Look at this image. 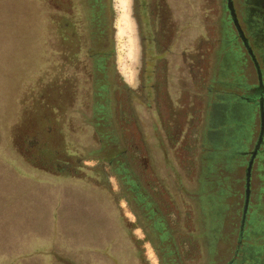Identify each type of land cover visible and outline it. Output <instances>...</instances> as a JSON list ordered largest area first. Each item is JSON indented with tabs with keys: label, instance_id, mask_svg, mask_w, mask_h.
<instances>
[{
	"label": "rangeland",
	"instance_id": "1",
	"mask_svg": "<svg viewBox=\"0 0 264 264\" xmlns=\"http://www.w3.org/2000/svg\"><path fill=\"white\" fill-rule=\"evenodd\" d=\"M22 1L25 12L16 21L19 33L16 30L14 56V1L0 0V264H225L227 258H223L225 247L222 239L219 238L214 246H208V238L202 242L198 237L187 250L181 247L180 241L191 231L196 236L203 234L206 238L210 228L216 230V225L221 227V236L230 233L228 220L222 222V213L225 216L232 207L234 217L230 220L235 225L231 231L238 229L247 158L240 157L232 162L226 174L227 181L222 187L225 195L219 201L220 218L208 216L210 206L206 195L211 192L210 187L203 186V199L199 198V204L203 206V220L197 222L195 229L185 216V200L181 194L175 196L181 208L180 223L175 227L169 223L173 239L167 244L168 251L160 248L156 251L145 240L148 232L146 225L142 222L139 227L126 202L118 200L119 190L114 178L108 177L106 181L104 177L101 188L97 186V180L89 178L91 169L72 171L71 176H58L54 167L38 156L39 145H45L52 151L60 152L58 159L68 161L75 167L81 164L79 158L66 157L61 150L64 151L68 145L70 152L81 151V148H93V142L90 134L80 129L61 144V138L54 130L46 134L35 125L33 115L27 108L29 94L37 81H50L54 71L61 67V54H58L61 44L53 36L51 28L43 22L47 15L45 12L37 14L41 22L34 29L37 41L33 42L32 49L29 0ZM211 1L210 9L212 6L214 9H211L213 17L206 19L209 23L216 15L217 0ZM158 4L161 11L157 10ZM204 6H207L205 0H158V3L157 0H114L118 73L131 87L143 83L148 84L147 89L153 86L152 92L147 90L143 93V103L146 105H135L143 137L153 145L152 165L158 175L165 164L180 165L179 158L183 156L184 159L187 154L183 148L185 143L171 150L166 149V128L180 143L184 139L193 140L192 136L205 143L207 138L204 132L215 125L209 120L210 111L204 109V96L213 70L211 53L215 38L213 26L203 25ZM158 11L162 22L156 21L155 27L153 21L157 20ZM168 21L170 24H167ZM147 24L152 27L148 29ZM195 25L203 29L202 72L183 66L178 56L185 44L187 47L195 45L198 39ZM150 28L161 53L156 61L154 76L146 83L145 75L141 73V61L151 57ZM164 50L169 52L163 55ZM248 72L252 76L251 68ZM194 94L198 95L195 99ZM201 94L203 99L199 98ZM251 130L253 138L243 145L246 151L253 146L258 131L256 118ZM34 134H39L38 138ZM69 145L73 146V151ZM85 165L91 168L95 162ZM256 170L251 178L249 206L243 222L244 230L249 233L253 231L254 235L257 221L262 217L264 219V194L260 192L264 188V181L259 180ZM138 178L145 186V176L140 173ZM181 181L185 184L180 187L182 193L194 190L189 175L183 173ZM190 216L192 218V214ZM94 217L103 221L100 223L103 230L98 240H94L86 229ZM107 218L111 220L110 234L104 224ZM165 237L167 241L168 235ZM235 237L234 232L231 237L233 244ZM256 238L253 241L264 246V234Z\"/></svg>",
	"mask_w": 264,
	"mask_h": 264
},
{
	"label": "trees",
	"instance_id": "2",
	"mask_svg": "<svg viewBox=\"0 0 264 264\" xmlns=\"http://www.w3.org/2000/svg\"><path fill=\"white\" fill-rule=\"evenodd\" d=\"M12 1H14L13 17L15 19L12 21L15 56L16 30L19 33L16 21L23 16L25 6L22 0ZM28 6L30 8L28 11L32 15L31 46L37 41L34 38V29L41 22L37 14L41 15L45 12L47 15L43 22L51 28L53 36L61 44L58 54H61L62 68L54 71L50 81L45 82L43 79L37 81L29 94L27 108L33 115L35 125L46 134L55 131L56 135L61 138V144L77 134V130L80 129H85L93 142V148H81V151L70 152L67 145L64 151L61 150L66 157L79 158L81 164L75 167L68 161L63 162L58 159L60 152L52 151L45 145L42 147L39 145L38 156L46 159V162L54 167L58 176H71L72 171L81 172L91 169L92 173L89 178L97 180L99 184L97 186L101 188L104 177L106 181L108 177L114 178L119 190L118 200L126 202L139 227L142 222L146 225L148 232L145 240L155 247L156 251L159 248L168 251L167 244L173 239L170 235L169 223L172 226L180 223L181 208L175 201L176 195L181 194L185 200L186 205L183 207L186 212L185 216L191 221V227L195 229L197 222L200 223L203 220V206L199 204V198L203 199V186L210 187L211 192L206 195V201L210 206L208 216L220 218L219 201L225 195L222 187L227 181L226 174L229 173L232 162L240 157L245 158V156L233 154L231 146L223 153L212 156L214 148L210 143L200 142L195 139L196 136H192L193 140L184 139L180 143V140H175L166 128V149L171 150L185 143L183 148L187 154L184 159L183 156L179 158L180 165L174 166L170 163L167 166L165 164V168H160L159 175L155 174L151 155L153 145L143 137L135 105L136 103L146 105L143 103V93L147 90L152 92L153 86L147 89L148 84L143 83L139 84L140 86L137 85L138 87H131L118 73L114 0H29ZM195 27L197 28L196 25ZM151 31L153 32L152 28ZM197 31L198 39L195 40V45L187 47L185 44L178 56L183 66L202 72V27L199 26ZM152 32H150L151 57L141 61V73L145 75L146 83L153 78L156 61L160 59L161 53L157 41L152 40ZM168 52L164 50L163 55ZM190 55L193 56L190 57ZM205 86L207 87V84ZM33 136L38 138L39 134ZM25 142H28L27 139ZM71 147L73 151V146ZM248 161L245 162V169ZM89 162H95V166L91 168L86 166L85 163ZM140 173L147 180L145 186H142L139 181ZM183 173L189 175L192 186H197L191 190L192 192H181ZM252 174L253 172H251V177ZM260 180L264 181V173L260 176ZM260 192L264 194V188H261ZM243 207L237 230L231 231V227L235 225L230 220L234 217L232 207L225 213V216L224 212L222 213V222L226 223L228 220L230 233L221 236L219 225H216L215 231L210 228L206 238L203 234L196 236L191 231L180 241L181 247L187 250L198 237H201L202 242L208 238V246L209 244L214 246L220 238L225 247L223 257L227 258L225 264H239L243 259L247 264L253 262L264 264V246L257 245V242L253 241L256 237L263 236L264 219L262 217L257 221L255 235L253 231L246 232L242 224ZM234 232L236 237L233 244L231 237ZM166 235H168L167 241L165 240ZM164 244L165 247L162 246ZM237 255L238 258H236ZM252 258H256V261Z\"/></svg>",
	"mask_w": 264,
	"mask_h": 264
},
{
	"label": "flooded vegetation",
	"instance_id": "3",
	"mask_svg": "<svg viewBox=\"0 0 264 264\" xmlns=\"http://www.w3.org/2000/svg\"><path fill=\"white\" fill-rule=\"evenodd\" d=\"M215 2L216 15L211 23L206 19L213 17L211 14L213 6L210 9L213 1L205 0L207 6L203 8V25H212L215 33L214 48L211 53L213 70L209 88L206 89L204 96V109L210 111L209 120L215 125L209 127L204 135L207 138L206 142L214 148L212 156L223 153L231 146L233 154L243 155L247 161L259 142L252 172L257 166L256 172L260 180V176L264 173V128L261 132V113L264 116V0H232L243 37L230 20L226 0ZM160 20L162 22L161 16ZM169 22L165 23L170 24ZM149 27L150 25L147 24L148 29ZM154 39L155 34L152 36V40ZM205 39L208 43L207 36ZM249 68L252 69V76L248 72ZM197 97L198 95L194 94V99ZM199 98L203 99V94ZM254 118L258 120V131L253 146L246 151L243 150V145L253 138L251 124ZM95 217L89 221L86 229L94 240H98L103 230L100 223L103 221L99 220L102 218ZM244 220L245 217L242 215V224ZM104 224L107 226V233L110 234L111 220L107 218ZM238 257L237 255L236 258ZM253 261H256V258ZM239 264L247 263L243 259Z\"/></svg>",
	"mask_w": 264,
	"mask_h": 264
},
{
	"label": "water",
	"instance_id": "4",
	"mask_svg": "<svg viewBox=\"0 0 264 264\" xmlns=\"http://www.w3.org/2000/svg\"><path fill=\"white\" fill-rule=\"evenodd\" d=\"M226 8L229 12L231 22L237 28L241 37H243V34L237 22V18L235 16V11L233 8L232 0H226ZM263 124H264V116H263V113H261V132L263 131V128H264ZM258 148H259V142H257L255 149L252 151L249 161L247 163L246 169H245V197H244L243 217H245L248 203H249L251 172H252V168L254 165L255 157L257 155Z\"/></svg>",
	"mask_w": 264,
	"mask_h": 264
},
{
	"label": "crops",
	"instance_id": "5",
	"mask_svg": "<svg viewBox=\"0 0 264 264\" xmlns=\"http://www.w3.org/2000/svg\"><path fill=\"white\" fill-rule=\"evenodd\" d=\"M157 3H158V0H157ZM157 10H160L159 4L157 5ZM160 16H161V13H160V11H158V16L156 17L157 20H155V22L153 21L155 27H157L156 21H157L158 23H161ZM150 26H151V25H150Z\"/></svg>",
	"mask_w": 264,
	"mask_h": 264
}]
</instances>
